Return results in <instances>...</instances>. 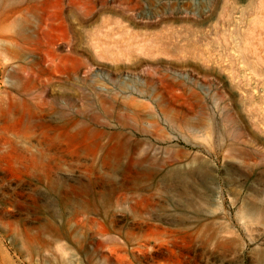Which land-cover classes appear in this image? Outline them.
I'll return each mask as SVG.
<instances>
[{
  "label": "rangeland",
  "instance_id": "rangeland-1",
  "mask_svg": "<svg viewBox=\"0 0 264 264\" xmlns=\"http://www.w3.org/2000/svg\"><path fill=\"white\" fill-rule=\"evenodd\" d=\"M0 264H264V0H0Z\"/></svg>",
  "mask_w": 264,
  "mask_h": 264
}]
</instances>
